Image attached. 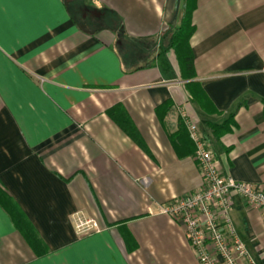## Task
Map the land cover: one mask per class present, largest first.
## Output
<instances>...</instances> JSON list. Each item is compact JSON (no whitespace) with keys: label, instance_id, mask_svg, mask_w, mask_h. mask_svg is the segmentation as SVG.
<instances>
[{"label":"crops","instance_id":"crops-1","mask_svg":"<svg viewBox=\"0 0 264 264\" xmlns=\"http://www.w3.org/2000/svg\"><path fill=\"white\" fill-rule=\"evenodd\" d=\"M76 2L0 6V197L46 250L0 198V264H199L185 227L151 211L203 183L182 110L223 173L264 192V0H196L191 80L164 40L187 0ZM76 8L107 21L83 28ZM118 106L137 140L110 116ZM77 212L101 230L78 234ZM231 217L264 264L260 211L233 195Z\"/></svg>","mask_w":264,"mask_h":264},{"label":"built area","instance_id":"built-area-1","mask_svg":"<svg viewBox=\"0 0 264 264\" xmlns=\"http://www.w3.org/2000/svg\"><path fill=\"white\" fill-rule=\"evenodd\" d=\"M181 116L195 144L194 159L203 183L196 191L175 197L151 213L168 216L185 227L199 264H259L238 236L231 210L232 196L239 195L260 211L264 221V192L224 174L198 125L186 111L182 110ZM73 221L80 235L101 230L95 219H87L80 212L73 215Z\"/></svg>","mask_w":264,"mask_h":264},{"label":"trees","instance_id":"trees-1","mask_svg":"<svg viewBox=\"0 0 264 264\" xmlns=\"http://www.w3.org/2000/svg\"><path fill=\"white\" fill-rule=\"evenodd\" d=\"M196 8V0H187L186 9L181 16V23L179 26L171 28L164 36V40L168 43L174 52L176 53L178 62L180 64L182 78L186 80L194 79L196 76L195 72V59L191 47V37L195 32V25L192 21V14ZM83 28H88L84 23L81 22ZM197 86L196 83L188 84L189 89L194 93V99L197 100L202 107H207L204 104L201 93L196 94L193 89ZM171 106V102H165L164 104L157 107L156 112L158 115L163 117L165 112ZM110 116L118 123V125L130 136L136 139V128L125 111L119 106L112 109L109 112ZM234 125L232 118H229L221 125H212L215 133L221 135L223 133L231 131V126ZM2 204L6 210L10 213L14 221L16 222L21 233L25 239L30 243L38 255H42L46 250L42 247L41 241L34 231L30 229L26 220L23 219L21 213L10 203L5 195H1Z\"/></svg>","mask_w":264,"mask_h":264},{"label":"rangeland","instance_id":"rangeland-1","mask_svg":"<svg viewBox=\"0 0 264 264\" xmlns=\"http://www.w3.org/2000/svg\"><path fill=\"white\" fill-rule=\"evenodd\" d=\"M83 1L84 0H77V2H76V4L78 3V4H82L83 3ZM87 20H88V22L89 23H91V24H98V26H96L97 28L99 27V26H101L104 22H106L107 20H106V17H96V16H94V15H88L87 16ZM96 27H94V29H96ZM115 29H116V27H115Z\"/></svg>","mask_w":264,"mask_h":264},{"label":"flooded vegetation","instance_id":"flooded-vegetation-1","mask_svg":"<svg viewBox=\"0 0 264 264\" xmlns=\"http://www.w3.org/2000/svg\"><path fill=\"white\" fill-rule=\"evenodd\" d=\"M77 9V14L79 15H81V17H80V20H81V22L82 23H84L87 27H89V28H94V27H96V26H98V24H91V23H89L88 22V20H87V16H85L84 17V14H83V11L81 10V9H78V8H76ZM96 14L98 15V13H96V12H92L91 14H89V15H94V16H96ZM97 28V27H96Z\"/></svg>","mask_w":264,"mask_h":264},{"label":"snow or ice","instance_id":"snow-or-ice-1","mask_svg":"<svg viewBox=\"0 0 264 264\" xmlns=\"http://www.w3.org/2000/svg\"><path fill=\"white\" fill-rule=\"evenodd\" d=\"M2 4H3V0H0V6H2Z\"/></svg>","mask_w":264,"mask_h":264}]
</instances>
